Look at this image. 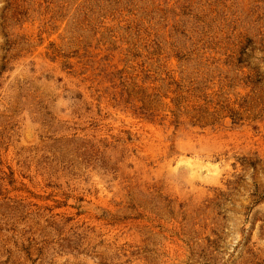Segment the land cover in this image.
Listing matches in <instances>:
<instances>
[{
  "label": "rangeland",
  "instance_id": "1",
  "mask_svg": "<svg viewBox=\"0 0 264 264\" xmlns=\"http://www.w3.org/2000/svg\"><path fill=\"white\" fill-rule=\"evenodd\" d=\"M0 264H264V0H0Z\"/></svg>",
  "mask_w": 264,
  "mask_h": 264
}]
</instances>
